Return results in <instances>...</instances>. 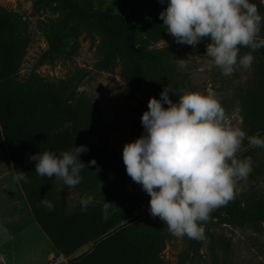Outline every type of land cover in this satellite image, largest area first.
<instances>
[{
  "label": "rangeland",
  "instance_id": "obj_1",
  "mask_svg": "<svg viewBox=\"0 0 264 264\" xmlns=\"http://www.w3.org/2000/svg\"><path fill=\"white\" fill-rule=\"evenodd\" d=\"M260 1L264 16V0ZM94 3L125 18H133L142 27L146 23L162 21L160 13L167 8L169 0H94ZM0 7L21 17L25 23V33L29 36L19 77L24 80L37 73L60 85L72 102L81 104L84 109L96 108L105 123L101 131L90 136L86 144L88 150L80 154L81 161L86 164L80 173L83 177L81 183L69 189L62 180H58L56 189L50 193L51 203L59 215L82 212L80 201L88 196L93 197V202L87 209H97L96 214L103 211L105 200L113 203L108 213L117 212L125 216L119 225L130 221L131 236L135 240L133 245L147 253L148 244H153L151 257L147 258L144 254L140 259L142 264L148 261L152 264H264V219L239 225L225 218L223 209L226 206H222L211 213L209 221L203 222V239L178 238L168 231L167 225L159 217L150 215L151 197L143 191L142 186L134 182L127 172L116 174L114 166L125 167L122 156L124 146L144 134L141 123L144 110L138 99L131 95L120 63L109 70L99 68L103 48L98 32L95 38H90L84 26L79 25L74 35L70 24L63 32L67 37V46L53 59H43L44 52L49 49L47 36L61 23L64 12L50 0H0ZM140 39L147 50L158 52L168 60L173 82L169 96L173 102H178L179 96L186 91L206 94L211 85L231 125L240 127L246 137L259 134L264 139L263 114L253 116L246 106L247 94L257 90L253 83L255 62L250 68L238 66L232 75L225 76L213 59L206 56L210 43L207 39L195 47L180 44L166 31V27L157 41L145 43V39ZM75 43L76 48L73 49ZM177 60H187V67H180ZM238 158H250L252 171L246 179L238 181L235 198L228 204H262L264 207V148L252 147L246 138ZM93 159L96 165L89 163ZM15 175L17 173L6 148H0V207L8 212L13 211L8 213H14L9 216V222L18 219L17 223L12 224L13 231L25 217L13 209L25 210L30 205L21 181L16 183L13 180ZM94 175L99 177L97 181L92 178ZM85 177L89 178L90 184H96L88 186L84 183ZM17 233L13 235L16 234L15 242H22L20 250L24 249L23 245L43 240L41 233L39 236L21 230ZM106 234L102 237H106ZM102 237L73 251L63 264L90 253L96 241ZM46 238L50 240L47 234ZM46 244L39 246L43 248L38 252L39 257L44 255Z\"/></svg>",
  "mask_w": 264,
  "mask_h": 264
},
{
  "label": "trees",
  "instance_id": "obj_2",
  "mask_svg": "<svg viewBox=\"0 0 264 264\" xmlns=\"http://www.w3.org/2000/svg\"><path fill=\"white\" fill-rule=\"evenodd\" d=\"M50 1L65 15L47 36L49 49L44 52L43 59H53L67 46L63 32L70 24L74 35L78 26L83 25L90 38H95L97 32L101 36L103 55L99 68L109 70L120 63L130 93L143 107V114L148 111L152 97L160 99L166 87L171 89L173 82L168 60L158 52L147 50L140 39H145V43L159 40L166 27L163 20L140 27L135 19L97 6L94 0ZM251 2L257 4L262 15L261 1ZM24 25L17 13L0 7V148H6L17 174L20 171L28 174L27 182L21 183L34 218L58 253L68 257L85 243L107 233L106 237L96 241L90 253L71 259L69 264H142L140 259L144 254L151 257L153 244H148L147 253L135 247L130 221L119 225L124 215L109 211L105 219L103 211L96 214L97 209H87L61 216L56 209L50 211L40 203L45 198L52 202L49 195L56 189L58 179L37 175V161L31 157L44 151L60 155L64 151H73L75 145L86 146L90 136L101 131L105 123L96 108L84 109L81 104L72 102L60 85L37 73L24 80L19 77L29 42ZM260 37L264 38V21ZM249 51L241 47V56ZM252 54L256 69L253 83L257 90L247 94L246 106L253 116L262 113L264 117V48ZM114 171L123 175L126 167L114 166ZM92 178L99 177L94 175ZM84 183L88 186L96 184H90L88 177L84 178ZM223 211L227 220L239 225L264 219L262 204H228ZM214 256L217 261V255ZM146 264L152 263L148 261Z\"/></svg>",
  "mask_w": 264,
  "mask_h": 264
},
{
  "label": "clouds",
  "instance_id": "obj_3",
  "mask_svg": "<svg viewBox=\"0 0 264 264\" xmlns=\"http://www.w3.org/2000/svg\"><path fill=\"white\" fill-rule=\"evenodd\" d=\"M160 19L177 43L195 47L209 40L206 56L225 76L238 66L250 68L252 53L264 48L260 37L264 16L251 0H169ZM241 47L250 51L241 56ZM177 61L180 67H187V60ZM170 92L166 87L160 99L149 100L148 111L141 118L144 134L124 146L123 162L127 175L150 195V215L159 217L175 237L201 240L203 222L235 198L238 181L252 171L250 158H238L243 141L247 138L252 147L264 148V139L259 134L246 137L240 127L231 125L211 85L206 94L184 92L178 102L172 101ZM87 150L75 145L73 151L60 155L44 151L31 159L37 161V175L55 177L71 189L83 179L80 173L86 164L80 154ZM89 163L97 164L95 159ZM27 178L20 171L13 180L27 182ZM92 202L91 196L82 199L81 211ZM40 203L54 209L46 198ZM112 205L105 200V219Z\"/></svg>",
  "mask_w": 264,
  "mask_h": 264
},
{
  "label": "crops",
  "instance_id": "obj_4",
  "mask_svg": "<svg viewBox=\"0 0 264 264\" xmlns=\"http://www.w3.org/2000/svg\"><path fill=\"white\" fill-rule=\"evenodd\" d=\"M17 214L21 217L24 214V220L22 223H18V227L15 231L12 229V224L17 223L18 219L9 222L8 213L13 212L8 210H3L0 207V264H46L55 254L58 252L53 248V244L50 240L46 238V234L44 230L41 228L39 223L35 220L32 209L28 204L24 209H13ZM22 231H25L27 234L34 232L36 235H43V240L39 243H33L31 245H23L24 249L20 250V246L22 242H15L13 233L17 232V234ZM2 231V234H1ZM7 233V234H6ZM45 238V239H44ZM46 244V251L42 257L38 256V252L41 251L39 246ZM39 244V245H38Z\"/></svg>",
  "mask_w": 264,
  "mask_h": 264
},
{
  "label": "built area",
  "instance_id": "obj_5",
  "mask_svg": "<svg viewBox=\"0 0 264 264\" xmlns=\"http://www.w3.org/2000/svg\"><path fill=\"white\" fill-rule=\"evenodd\" d=\"M69 259L68 256H66L63 253H57L55 254L48 262V264H63L67 262Z\"/></svg>",
  "mask_w": 264,
  "mask_h": 264
}]
</instances>
